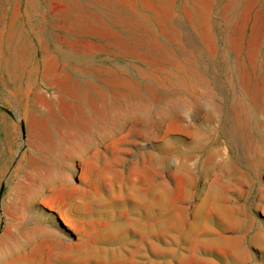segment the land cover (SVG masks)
<instances>
[{
  "label": "rangeland",
  "instance_id": "obj_1",
  "mask_svg": "<svg viewBox=\"0 0 264 264\" xmlns=\"http://www.w3.org/2000/svg\"><path fill=\"white\" fill-rule=\"evenodd\" d=\"M0 264H264V0H0Z\"/></svg>",
  "mask_w": 264,
  "mask_h": 264
},
{
  "label": "bare ground",
  "instance_id": "obj_2",
  "mask_svg": "<svg viewBox=\"0 0 264 264\" xmlns=\"http://www.w3.org/2000/svg\"><path fill=\"white\" fill-rule=\"evenodd\" d=\"M41 195V197L43 198L44 197V193H41L40 194ZM46 196V195H45ZM43 200V199H42ZM43 203H45V202H43ZM49 206V205H48Z\"/></svg>",
  "mask_w": 264,
  "mask_h": 264
}]
</instances>
